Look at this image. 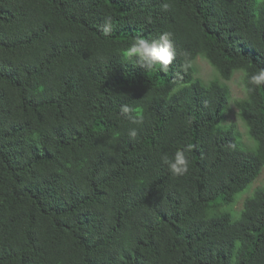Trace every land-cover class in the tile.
<instances>
[{
    "label": "trees",
    "instance_id": "obj_1",
    "mask_svg": "<svg viewBox=\"0 0 264 264\" xmlns=\"http://www.w3.org/2000/svg\"><path fill=\"white\" fill-rule=\"evenodd\" d=\"M163 32L167 72L121 55ZM261 68L264 0H0V264H264V183L235 209L264 169ZM236 72L250 146L222 124Z\"/></svg>",
    "mask_w": 264,
    "mask_h": 264
},
{
    "label": "clouds",
    "instance_id": "obj_2",
    "mask_svg": "<svg viewBox=\"0 0 264 264\" xmlns=\"http://www.w3.org/2000/svg\"><path fill=\"white\" fill-rule=\"evenodd\" d=\"M164 7L167 8V4ZM121 55L125 60L138 57L140 65L146 69L159 66L162 71L167 72L169 66L176 58V51L171 34L163 32L157 38H136L133 43L123 50ZM248 82L254 88L264 86V68L252 74ZM120 112L127 116L133 124L143 123L144 116L138 108L124 104L120 106ZM137 134L136 128H131L128 131V135L131 138H135ZM189 150L190 146L178 149L171 158L168 156L163 157L164 163L168 165V169L172 175L181 177L189 172L190 161L186 155V152Z\"/></svg>",
    "mask_w": 264,
    "mask_h": 264
},
{
    "label": "rangeland",
    "instance_id": "obj_3",
    "mask_svg": "<svg viewBox=\"0 0 264 264\" xmlns=\"http://www.w3.org/2000/svg\"><path fill=\"white\" fill-rule=\"evenodd\" d=\"M194 67L196 70V76L202 79L205 82H208L212 79L219 78L218 72L215 68L210 64V62L204 57H198L194 61ZM230 88L231 92V100L229 104V108L225 113L223 119V126H234L235 131L239 134L241 142L246 145L250 146L253 145L254 141L250 138L247 128L240 118L238 114V106L237 101L246 96L245 88H244V81H243V73L236 72L234 76L228 80L224 81ZM239 141V139H238ZM240 142V144H241ZM256 143V141H255ZM242 145V144H241ZM242 147L246 148L242 145ZM264 183V169L260 176L255 180L244 192H242L238 197L235 204V209L240 210L245 202V199L254 192L256 188L261 186Z\"/></svg>",
    "mask_w": 264,
    "mask_h": 264
}]
</instances>
